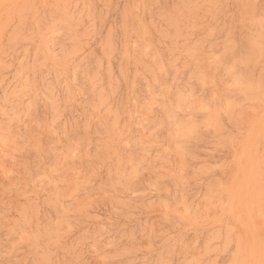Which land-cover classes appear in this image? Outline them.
Here are the masks:
<instances>
[{
  "label": "rangeland",
  "instance_id": "374dc122",
  "mask_svg": "<svg viewBox=\"0 0 264 264\" xmlns=\"http://www.w3.org/2000/svg\"><path fill=\"white\" fill-rule=\"evenodd\" d=\"M260 124L264 0H0V264H264Z\"/></svg>",
  "mask_w": 264,
  "mask_h": 264
},
{
  "label": "bare ground",
  "instance_id": "6f19581e",
  "mask_svg": "<svg viewBox=\"0 0 264 264\" xmlns=\"http://www.w3.org/2000/svg\"><path fill=\"white\" fill-rule=\"evenodd\" d=\"M262 116H263V115H262ZM260 119H261V118H260ZM260 119H259V121L262 120V119H261V120H260ZM262 122H263V121H262ZM254 124H255V122H254ZM255 125H256V124H255ZM261 125H262V124H260V126H261ZM263 126H264V124H263V125L261 126V128H260L259 125H258V127L260 128L261 131H262ZM258 127H257V128H258ZM253 128H254V126H253ZM255 129H256V128H254V130H255ZM251 130H252V128H251ZM256 130H257V129H256ZM260 130L258 129V132H259ZM261 131H260V132H261ZM251 132H252V131H251ZM251 132H250V133H251ZM262 132H263V131H262ZM248 134H249V133H248ZM258 135H259V134H258ZM248 136H249V135H248ZM250 137H251V136H250ZM250 137H249V138H250ZM253 138H254V137H253ZM247 139H248V137H247ZM247 141H248V140H247ZM248 143H249V142H248ZM245 145H246V144H245ZM243 146H244V145H243ZM243 146H242V147H243ZM246 146H248V145H246ZM244 147H245V146H244ZM244 147H243V148H244ZM249 147H251V146H248L247 149H249ZM240 149H241V148H240ZM245 149H246V148H245ZM242 150H243V149H242ZM250 151H251V150H250ZM250 151H249V152H250ZM242 154H243V152H242ZM248 154H249V153H248ZM244 155H245V153H244ZM244 155H243V156H244ZM247 156H248V155H247ZM238 157H239V156H238ZM240 165H241V164H240ZM241 166H242V165H241ZM241 166H240V167H241ZM241 168H243V167H241ZM243 169H244V168H243ZM241 170H242V169H241ZM246 171H247V170H246ZM243 175H244V173H243ZM243 175H242V176H243ZM245 176H246V175H245ZM248 178H249V177H248ZM245 180H247V176H246V179H245ZM248 181H249V180H248ZM245 182H246V181H245ZM248 183H249V182H248ZM248 183H247V184H248ZM243 184H244V182H243ZM249 184H250V183H249ZM250 185H251V184H250ZM250 185H249V186H250ZM246 187H247V186H246ZM246 187H245V188H246ZM247 188H248V187H247ZM247 188H246V189H247ZM249 188H251V186H250ZM249 190H250V189H249ZM238 191H239V190H238ZM250 191H251V190H250ZM250 191H249V193H250ZM244 192H245V191H244ZM244 192H243V193H244ZM246 192L248 193V191H246ZM247 193H246V194H247ZM249 193H248V195H249ZM251 193H252V191H251ZM246 194H245V196H246ZM240 196H241V195H240ZM251 196H252V195H250V197H251ZM246 197H247V196H246ZM250 197H249V198H250ZM242 199H243V198H242ZM247 200H250V199L247 198ZM247 200L245 199V201H247ZM251 200H252V199H251ZM251 200H250V202H249V201H247V202H249V203L251 204ZM252 202H253V201H252ZM239 203H240V202H239ZM229 204H230V203H229ZM229 204H228V205H229ZM232 204H233V203H232ZM244 204H245V203H244ZM252 204H253V203H252ZM240 205H241V203H240ZM232 206H233V205H232ZM246 206H248V205L246 204ZM251 207H252V206H251ZM250 209H251V208H250ZM250 211H251V210H250ZM247 212H248V207H247ZM249 213H250V212H249ZM251 213H252V211H251ZM248 216H250V214H248ZM250 217H251V216H250ZM251 218H252V217H251ZM255 225H256V224H255ZM253 243H254V242H253ZM252 246H253V245H252ZM251 251H252V250H251ZM254 254H255V252H254ZM252 259H253V258H252ZM254 259H255V257H254Z\"/></svg>",
  "mask_w": 264,
  "mask_h": 264
}]
</instances>
